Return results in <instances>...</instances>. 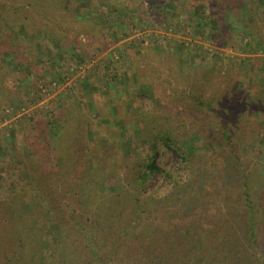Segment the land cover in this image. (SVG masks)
Returning a JSON list of instances; mask_svg holds the SVG:
<instances>
[{
	"label": "rangeland",
	"instance_id": "1",
	"mask_svg": "<svg viewBox=\"0 0 264 264\" xmlns=\"http://www.w3.org/2000/svg\"><path fill=\"white\" fill-rule=\"evenodd\" d=\"M220 1L0 0V264H65L64 255L114 264L118 252L124 258L143 246V227L129 228L135 219L150 220L176 253L191 236L220 229L224 204L264 222V4L239 0L237 45L229 48L216 35ZM188 152L193 166L179 158ZM148 156L178 181L200 185L198 221H177L175 189L162 176L144 189L135 183V163ZM97 160L101 171L87 176ZM226 168L243 171L236 180L247 198L229 190L220 202ZM32 181L55 218L44 210L40 222V204L22 202L36 225L22 234L5 204L17 193L29 200ZM76 182L81 197L83 183L93 189L95 212L76 204ZM149 195L166 202L155 209Z\"/></svg>",
	"mask_w": 264,
	"mask_h": 264
},
{
	"label": "trees",
	"instance_id": "2",
	"mask_svg": "<svg viewBox=\"0 0 264 264\" xmlns=\"http://www.w3.org/2000/svg\"><path fill=\"white\" fill-rule=\"evenodd\" d=\"M239 2H240L239 0L220 1V5H221L220 33L216 35L220 37V39L223 41V44L229 48H234L237 45L236 44L237 41L235 37H231V35L233 31L235 30L237 31V28L234 27L236 23L234 19H235V14H237V12L240 11L242 7V5L238 4ZM230 3L232 5H229ZM260 3H261L260 5L264 4V0H260ZM253 12L254 10L252 8L248 10L249 13V16H247L248 22L253 20ZM227 15L229 16L231 21H227V18L225 17ZM179 16H181V9H180V13L178 14V17ZM207 17L209 19L211 18L213 19V17L215 19L219 18L216 17L215 15L214 16L208 15ZM248 22L247 23L245 22L244 24L247 28L246 30L247 34L248 36H250L252 34L251 33L252 30ZM263 34H264L263 29L258 31V36L260 38ZM253 41L254 39L252 40L250 39L249 42H253ZM263 99L264 98H261V100ZM258 127L259 126H255L254 128L258 130ZM158 137L161 140H165V141L170 140V137L167 138H165L164 136H158ZM127 144L130 152H133L136 155L137 153L135 149L131 146V142L129 143L127 141ZM174 148L177 151L180 150L179 147L175 146ZM179 158L182 160L181 163L188 164L189 166H193L194 164L189 152L186 154L179 153ZM233 158L237 159L238 160L237 162L239 164L240 159L236 156H233ZM10 163L13 162L10 161L9 165H11ZM98 163L99 162L97 160V166L96 167L93 166V169L95 168L93 171L86 170L87 176H91V174L94 173L95 170L97 173L101 171V169H97ZM234 172L236 171L232 169H229L225 172V176L228 177L227 178L228 181H226V183L221 182L222 184H220V202L223 198L222 195L226 192L228 193L229 190L234 191L236 198H242V197L247 198V194L244 193V189H245L244 182L239 183V181L236 180L237 177L240 179L245 178L243 175V171H239L238 173L239 175H236ZM131 173H133L132 179L135 181V183L139 184L140 186H143L142 189L145 188L144 187L145 184L150 179H152L154 175L162 176L164 180H167L169 184H172L174 186L175 192L172 194L173 196L170 201H173L177 209L176 211L177 221L181 222V220H183L185 217H189L190 219L196 221L199 220L200 216L199 214L194 213V210H198L199 208H202L201 202H203L202 199L203 192L200 185H198L194 181L191 182L178 181V177L172 171L170 170L164 171L162 168L156 166L154 163H152V157L149 156L146 157L142 162L136 161L135 168L134 170H132ZM222 177L223 175L220 177V181L226 178V177L224 178ZM29 185L33 188V190H31L32 195L29 200L26 201V198L25 200L24 198L20 199L21 195L17 193L14 195V197H12V199L9 202H6L5 204L8 207V211H7L8 215H6L7 219L10 217H12L11 219H16V224L14 228L18 233H22V234H26V233L30 234L31 232H34L33 229L36 230L35 228L36 225L26 221L27 216L21 213L20 205L22 204V202L24 204H29L31 202L33 204H38V203L40 204V207H34V214H36L35 216L38 217L40 222L45 220L46 218L43 215L44 210H47L49 214H51V216L55 218V216L52 215V212H50L51 209L46 205L43 196L38 193V190H36L37 186H35L36 185L35 182L32 181ZM71 185L72 188L75 190L74 195L76 197L80 195L81 197L82 190H80V186L82 184L76 182V183H72ZM83 185L84 188L86 186V191L88 189L89 190L87 191L86 195H84V197H81L80 201H77V199L74 200L77 201L76 204L80 205L81 203L83 208L89 207L91 210L90 211L91 214L93 213V211L95 212V208L97 209V207H94L96 205L94 204L92 205L90 203L91 201L88 200L89 197H94L92 195L93 189L87 187L88 186L87 182L83 183ZM147 197L149 200H152V202L154 201V204L158 207L155 209H159L160 206L161 205L163 206V203L166 202V199L164 200L151 199L150 198L151 195ZM242 201L243 200H240V202ZM235 205L236 204L232 205L233 208H231L230 210L228 209L227 206L225 207V204L222 206L220 205V229H218L217 231H215L214 229H212L211 231H207V235L209 236V239H206V237L204 236L200 238L198 237V239H194L191 236L188 241V244L185 247L183 248L180 247V249L176 248V250L179 251L176 253L175 250H173V248L169 246L170 244L169 238L165 237L163 231H160V229H157L155 226H153V223L150 220L135 219L132 221V225L129 228H135L137 226L143 227L142 232L139 233L141 237L140 238L141 241L139 242L143 246L141 245L138 246L139 248H137L135 251L134 250L125 251L127 253V257L124 258L121 257V255L118 252L117 255L115 256L114 264H264V222L254 224L253 219L251 217L246 219L245 216L249 214H245L241 206L238 207ZM224 208H225V212H224ZM250 211L252 212L251 208H248V212ZM79 213L83 215V212L81 211L80 208H79ZM82 215H80V217H83ZM74 223L76 227L80 228V230L83 229V225H81L79 221H74ZM8 224H10V222H8ZM24 227H26V231L22 232L21 229H23ZM93 233L94 230L90 229L88 245L92 247V250H94L95 249L94 246H96V238H94L95 235H93ZM60 244H62L61 241ZM161 245L165 247L164 250L161 252V254H158L157 249ZM177 246H179V244H177L176 247ZM182 251H184L183 254ZM75 261L76 258H74L73 256L69 257L67 255H64L63 257V262H65V264H76ZM90 263L91 260H88L83 264H90Z\"/></svg>",
	"mask_w": 264,
	"mask_h": 264
}]
</instances>
